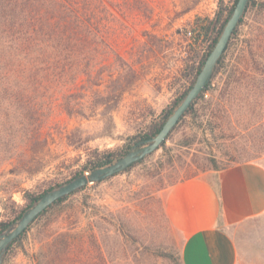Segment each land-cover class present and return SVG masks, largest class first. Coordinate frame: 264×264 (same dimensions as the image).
Segmentation results:
<instances>
[{"label": "rangeland", "instance_id": "374dc122", "mask_svg": "<svg viewBox=\"0 0 264 264\" xmlns=\"http://www.w3.org/2000/svg\"><path fill=\"white\" fill-rule=\"evenodd\" d=\"M147 1L150 13L128 12L122 0H109V45H104L99 82L104 104L95 111V97L78 89L67 92L66 83L44 94L24 92L42 104L30 112L18 106L16 91L0 98V229L17 220L26 193L43 195L90 171L87 164L96 155L115 152L114 163L152 124L164 120L165 110L192 86L216 36L194 45L197 29L210 23L215 28L224 11L222 25L236 6V0ZM151 36L161 43L154 44ZM223 56L204 100L164 146L53 206L8 248L5 264H183L184 238L165 213L168 190L194 177L214 180L237 164L264 166V0H253ZM130 70L135 73L131 84ZM235 72L240 81L233 84ZM93 76L75 84L97 82ZM67 102L82 104L80 113H67ZM40 116L39 132L47 143L34 147L28 119ZM239 238L247 264H264V216L245 225Z\"/></svg>", "mask_w": 264, "mask_h": 264}, {"label": "trees", "instance_id": "16d2710c", "mask_svg": "<svg viewBox=\"0 0 264 264\" xmlns=\"http://www.w3.org/2000/svg\"><path fill=\"white\" fill-rule=\"evenodd\" d=\"M238 1L236 0V5ZM108 3L109 0H0V98H6L11 95L12 91H16L15 95L20 99L18 106L28 109L30 112L42 104H39L35 98L26 99L24 92L30 91L35 95L44 94L48 91H55L66 83L65 86L67 87H65V90L67 92L72 93L78 89L82 92V96L88 93L95 97L96 101L91 105L93 111L102 106L104 98L100 89L101 83L99 82L102 81L101 67L105 61L104 45H109L106 24ZM120 3L124 4V9L128 12L140 11L141 9L148 13L151 12L150 3L147 0H122ZM116 5L118 7L120 4L117 3ZM252 5L253 0H250L245 16ZM233 10L234 8L229 11L222 25L221 18L224 15V11L217 18L218 23L215 28H212L211 23L207 26H197L199 29L196 31L194 45H201V41L203 42L206 38L216 35L210 46V52L204 55L201 60L198 74L217 44L222 29ZM244 17L236 28L231 40L238 33ZM113 37V49L116 51L115 45H118L120 38L117 30ZM202 37L204 38L203 40H201ZM151 41L154 44L161 43V39L156 36H151ZM223 59L224 56L222 57ZM222 60L212 80L220 71ZM97 66H100L98 70ZM93 75H96L94 79H97V82L90 85L87 83L82 85L75 84L78 80H91L94 77ZM134 78L135 73L130 70L128 83L131 84ZM196 78L192 82V86ZM212 80L183 118L191 113L195 105L204 100L205 94L210 90ZM239 81L240 79L237 78L236 72L233 73V84ZM192 86L186 89L171 107L165 110V119L152 124L148 131L139 137L137 142L150 139L160 132L167 119L179 106ZM116 88L119 87L117 86ZM50 105L51 107L55 106L53 103H50ZM80 106L83 107L82 104L73 105V103L67 102L63 105V108L67 113L74 114L80 113L78 110ZM28 120L32 129L30 131L31 143H33L34 147L46 145V140L41 139L39 132L44 119L40 116L37 119L30 117ZM116 156L117 153L115 152L96 155L95 161L87 164L86 168L95 169L110 165L117 158ZM34 163L32 162L30 167L34 166L33 168H35L36 164ZM37 168L39 167L32 170L37 171ZM82 174L81 172L76 176L78 177ZM39 197L41 195L26 193V207L20 211L17 219ZM69 198L70 196L61 199L55 205H60ZM52 208L53 206L49 209ZM48 210L40 216H44ZM9 224L11 223L2 224V229H5ZM15 242L17 241L13 243ZM71 246V244H67V249Z\"/></svg>", "mask_w": 264, "mask_h": 264}, {"label": "crops", "instance_id": "0c3cea01", "mask_svg": "<svg viewBox=\"0 0 264 264\" xmlns=\"http://www.w3.org/2000/svg\"><path fill=\"white\" fill-rule=\"evenodd\" d=\"M165 213L183 238V264H247L239 238L245 225L264 216V166L245 162L194 177L167 192Z\"/></svg>", "mask_w": 264, "mask_h": 264}, {"label": "water", "instance_id": "95a60500", "mask_svg": "<svg viewBox=\"0 0 264 264\" xmlns=\"http://www.w3.org/2000/svg\"><path fill=\"white\" fill-rule=\"evenodd\" d=\"M249 1L250 0L238 1L222 30L217 44L207 57L198 74L194 85L182 99L172 115L167 119L160 132L150 139L135 143L125 155L114 163L84 172L82 175L57 185L41 195L31 206L25 209L20 218L9 224L0 232V264L2 263L8 246L16 240H21L22 235L30 228L33 222L58 201L71 196L89 185H98L130 169L133 165L141 162L162 147L169 135L192 107L193 103L211 82L236 28L245 16Z\"/></svg>", "mask_w": 264, "mask_h": 264}, {"label": "flooded vegetation", "instance_id": "af4514ba", "mask_svg": "<svg viewBox=\"0 0 264 264\" xmlns=\"http://www.w3.org/2000/svg\"><path fill=\"white\" fill-rule=\"evenodd\" d=\"M2 230H3V229H0V232H1ZM16 241H19V240H16ZM12 244H13V243H11V244L8 246V248H9ZM8 248H7L6 252H5V255H4L3 259H2V263H1V264H5V260H6V256H7Z\"/></svg>", "mask_w": 264, "mask_h": 264}]
</instances>
